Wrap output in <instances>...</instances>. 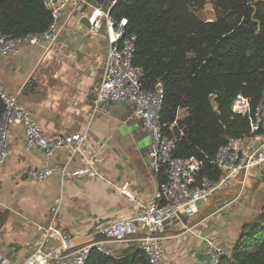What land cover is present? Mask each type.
I'll return each mask as SVG.
<instances>
[{
    "label": "crops",
    "instance_id": "0c3cea01",
    "mask_svg": "<svg viewBox=\"0 0 264 264\" xmlns=\"http://www.w3.org/2000/svg\"><path fill=\"white\" fill-rule=\"evenodd\" d=\"M87 1L86 14L93 6L108 9L115 0ZM79 23L75 18L67 21L66 15L64 30L50 50L23 44L2 58L0 83L19 96L20 105L50 138L88 132L95 145H104L98 168L109 183L84 177L62 185L59 173L43 182L30 179L27 171L43 168L45 157L26 149L22 127L10 128V157L0 169V257L11 264H21L34 251L39 240L36 225L52 222L58 201L57 224L80 245L96 228L136 215L127 194L147 205L158 189L148 160L151 137L142 122L132 118L133 108L110 103L92 116L91 90L102 79L107 37L104 30L91 35ZM51 164L67 165L69 173L85 169L82 159L69 162L64 151L57 152ZM247 183L239 200L238 185L232 184L201 204L194 220L167 227L162 244L170 264H203L206 238L230 256L243 225L264 204V171L253 172ZM186 227H194V233L186 234ZM127 248L117 246L114 257Z\"/></svg>",
    "mask_w": 264,
    "mask_h": 264
},
{
    "label": "built area",
    "instance_id": "2783aa9c",
    "mask_svg": "<svg viewBox=\"0 0 264 264\" xmlns=\"http://www.w3.org/2000/svg\"><path fill=\"white\" fill-rule=\"evenodd\" d=\"M40 1L52 15L49 29L45 33L23 38L0 35V60L16 53L23 44L46 46L50 50L64 30L62 22L66 15L67 21L75 18L81 22L88 18L91 35L104 30L107 52L102 79L91 90L92 116L110 103L133 108L132 118L140 120L151 137L148 160L158 177V189L147 205L127 194L137 211L136 215L96 228L80 245H75L73 238L59 228L57 216L61 202L58 201L52 222L47 226L36 225L39 240L34 251L21 264H86L93 251L105 257H114V250L120 245L138 247L149 264H170L162 244L168 226L182 225L184 219L194 220L201 204L213 201L232 184L238 185L235 200H239L248 189L247 180L252 173L264 171V139L261 133L264 124V92L251 118V138L230 140L221 147L211 161L220 174L217 178H211L203 173V163L194 157H175L179 137L167 134V130L171 131L174 125L161 122L163 84L158 83L153 91L143 89V71L134 65L137 36L128 33V20L112 17L110 7L104 9L93 6L86 14L87 0ZM0 98L5 106L0 123V169L10 157L9 129L19 126L24 129L26 149L38 150L45 157L46 165L43 168L27 171L26 175L30 179L43 182L59 173L62 185L69 179L84 177L109 183L98 168L104 145H95L88 132L50 138L33 120L31 113L20 105L19 96L8 92L1 83ZM232 111L241 116L250 115V100L238 95ZM59 151L68 153L69 162L76 158L82 159L85 169L69 173L67 165H52ZM184 229L186 234L194 233V227ZM204 242L206 259L203 264H221L226 255L221 245L212 238H206ZM0 264L11 262L0 257Z\"/></svg>",
    "mask_w": 264,
    "mask_h": 264
},
{
    "label": "trees",
    "instance_id": "16d2710c",
    "mask_svg": "<svg viewBox=\"0 0 264 264\" xmlns=\"http://www.w3.org/2000/svg\"><path fill=\"white\" fill-rule=\"evenodd\" d=\"M209 6L213 21L198 15ZM110 8L137 36L134 65L143 71V89L163 84L161 122L174 125L167 134L179 137L175 157H194L204 174L217 178L211 161L230 140L251 138V118L263 97L264 0H115ZM51 23L40 0H0V35L42 34ZM238 95L250 100V115L233 113ZM4 111L0 98V123ZM86 264L149 262L129 246L120 257L93 251ZM221 264H264V204Z\"/></svg>",
    "mask_w": 264,
    "mask_h": 264
},
{
    "label": "rangeland",
    "instance_id": "374dc122",
    "mask_svg": "<svg viewBox=\"0 0 264 264\" xmlns=\"http://www.w3.org/2000/svg\"><path fill=\"white\" fill-rule=\"evenodd\" d=\"M198 15L203 20H206V21H213L215 19V14H214V11L212 10V7L211 6L207 7L205 10L201 11L200 13H198ZM182 115H183V113L181 112L180 117H182ZM10 190H8V192ZM262 196H263V193H262ZM260 199H261V197H260Z\"/></svg>",
    "mask_w": 264,
    "mask_h": 264
},
{
    "label": "water",
    "instance_id": "95a60500",
    "mask_svg": "<svg viewBox=\"0 0 264 264\" xmlns=\"http://www.w3.org/2000/svg\"><path fill=\"white\" fill-rule=\"evenodd\" d=\"M79 24L86 27L87 31L89 32L91 25H90V21L88 18H84ZM246 145H248V143H246Z\"/></svg>",
    "mask_w": 264,
    "mask_h": 264
}]
</instances>
